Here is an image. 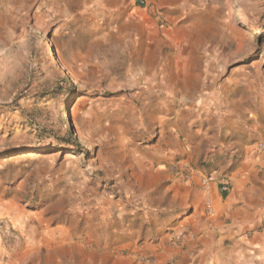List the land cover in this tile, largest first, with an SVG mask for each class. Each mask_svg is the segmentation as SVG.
<instances>
[{
    "label": "rangeland",
    "instance_id": "rangeland-1",
    "mask_svg": "<svg viewBox=\"0 0 264 264\" xmlns=\"http://www.w3.org/2000/svg\"><path fill=\"white\" fill-rule=\"evenodd\" d=\"M130 1L0 0V264H264V0ZM234 169L262 219L196 239Z\"/></svg>",
    "mask_w": 264,
    "mask_h": 264
},
{
    "label": "crops",
    "instance_id": "crops-1",
    "mask_svg": "<svg viewBox=\"0 0 264 264\" xmlns=\"http://www.w3.org/2000/svg\"><path fill=\"white\" fill-rule=\"evenodd\" d=\"M122 9L134 11L130 0H116ZM184 0H156L153 8H157L162 18L167 21H177L184 14ZM137 7V6H136ZM246 153V150L244 151ZM246 162L252 160L251 156H244ZM230 180L232 189L229 192L220 191V184L223 182L219 173L214 174V180L207 188H199L202 195H212L215 200L216 216L203 221L202 232L197 227H191L195 231L192 235L198 240L211 239L216 243L224 239L238 240L242 231L249 226L252 221L262 219L260 208L251 205L246 201L247 192H243L245 186V176L239 169L231 170L226 175ZM264 236V228H263Z\"/></svg>",
    "mask_w": 264,
    "mask_h": 264
},
{
    "label": "bare ground",
    "instance_id": "bare-ground-1",
    "mask_svg": "<svg viewBox=\"0 0 264 264\" xmlns=\"http://www.w3.org/2000/svg\"><path fill=\"white\" fill-rule=\"evenodd\" d=\"M48 50L50 51V56L53 57L52 51L50 50V47L48 46ZM9 61V63H13L15 62V57L12 53L9 54V57L7 59Z\"/></svg>",
    "mask_w": 264,
    "mask_h": 264
},
{
    "label": "built area",
    "instance_id": "built-area-1",
    "mask_svg": "<svg viewBox=\"0 0 264 264\" xmlns=\"http://www.w3.org/2000/svg\"><path fill=\"white\" fill-rule=\"evenodd\" d=\"M203 180H204V183H207V180L206 179H203ZM221 189H222V191H224V190L227 189V186L226 185H223L221 187ZM208 205H209L210 210H212V202H209Z\"/></svg>",
    "mask_w": 264,
    "mask_h": 264
}]
</instances>
